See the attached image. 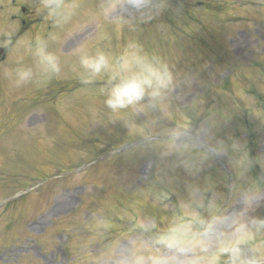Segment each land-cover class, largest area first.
Returning <instances> with one entry per match:
<instances>
[{"label": "rangeland", "instance_id": "1", "mask_svg": "<svg viewBox=\"0 0 264 264\" xmlns=\"http://www.w3.org/2000/svg\"><path fill=\"white\" fill-rule=\"evenodd\" d=\"M0 46V264L264 261V0H0Z\"/></svg>", "mask_w": 264, "mask_h": 264}, {"label": "clouds", "instance_id": "2", "mask_svg": "<svg viewBox=\"0 0 264 264\" xmlns=\"http://www.w3.org/2000/svg\"><path fill=\"white\" fill-rule=\"evenodd\" d=\"M51 59V57H49ZM103 63V58L99 63L94 65L97 71ZM53 67H55L53 65ZM148 75L139 79H132L123 87H117L113 90V98L109 99L107 103L113 109L126 108L134 102L143 98L145 94L155 98L169 87L171 77L168 75L166 69L159 70L149 67Z\"/></svg>", "mask_w": 264, "mask_h": 264}]
</instances>
